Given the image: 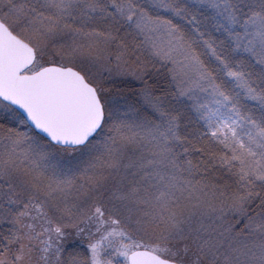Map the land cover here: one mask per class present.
Returning a JSON list of instances; mask_svg holds the SVG:
<instances>
[{
  "label": "rangeland",
  "instance_id": "374dc122",
  "mask_svg": "<svg viewBox=\"0 0 264 264\" xmlns=\"http://www.w3.org/2000/svg\"><path fill=\"white\" fill-rule=\"evenodd\" d=\"M0 20L33 47L27 72L72 67L102 106L91 138L59 147L0 99V253L128 264L146 248L179 264H264V122L246 110H264V0H0ZM236 55L256 68L227 65ZM188 97L217 144L203 166L182 137Z\"/></svg>",
  "mask_w": 264,
  "mask_h": 264
},
{
  "label": "water",
  "instance_id": "95a60500",
  "mask_svg": "<svg viewBox=\"0 0 264 264\" xmlns=\"http://www.w3.org/2000/svg\"><path fill=\"white\" fill-rule=\"evenodd\" d=\"M33 47L0 20V99L11 104L28 125L60 146L84 144L101 125L102 106L96 89L72 67L44 65L26 72ZM128 264H179L138 248Z\"/></svg>",
  "mask_w": 264,
  "mask_h": 264
},
{
  "label": "trees",
  "instance_id": "16d2710c",
  "mask_svg": "<svg viewBox=\"0 0 264 264\" xmlns=\"http://www.w3.org/2000/svg\"><path fill=\"white\" fill-rule=\"evenodd\" d=\"M227 43L228 41L225 37H214V36L211 37L210 42H209L210 48H212L213 50L216 48H219L221 50V52L219 53L225 52L224 50H226V47L228 45ZM197 52L205 60V57H206L205 50L200 48L197 50ZM236 63H239L240 64L239 67H241L243 70H246L247 72H249L252 68H256V65L258 64L256 60L252 58L250 59L249 56L247 55H246V58H244V56H241V55H236L235 57L227 61V65L229 64L230 66ZM208 69L213 74L215 80L218 83H221L220 81L221 71L219 72L217 70L218 72H215L216 69L213 68V66L211 67L208 66ZM221 85L223 86V88L225 87V84L221 83ZM261 90L264 94V86L261 88ZM188 98L189 99L185 103L186 104L185 111L182 113L179 112V118L181 119V131L183 135L182 137L186 138L187 141L190 143V146L194 148L195 158H197V155H198V159H197L198 163L203 162L200 164L201 166H203V164H205V161L207 159V154L215 155L216 150H217V144L214 143V141L209 140L212 137L210 133L202 129L200 122L195 121V118H196L195 115H197L195 112V108H197L196 103H195V98L194 97H188ZM243 107L245 108V104L243 105ZM246 110L252 111V114L254 113L258 117H260L261 120H263L264 122V110L260 111V110H256L252 108L251 110H249L247 107H246ZM261 203L264 204V199L261 200L259 204L262 205ZM263 209H264V205H263ZM21 215L25 216L27 219L32 216L31 211L29 210V207H27V205H22ZM16 233H17L16 236L13 238V241L12 243L9 244V246H17V244L19 243V239H21L22 233L19 229H17ZM34 236H35L34 234H31V235H28L27 238L29 239L34 238ZM4 244L7 246V242H5ZM33 245H34L33 240L32 242H28L27 240H25L24 244H22L21 246H33ZM0 246H1V243H0ZM0 264H17V263L15 260V257L9 256L8 253L5 254L4 252V253H0Z\"/></svg>",
  "mask_w": 264,
  "mask_h": 264
}]
</instances>
